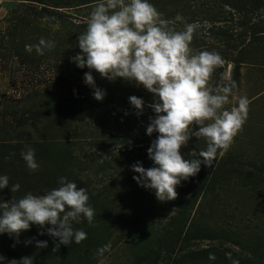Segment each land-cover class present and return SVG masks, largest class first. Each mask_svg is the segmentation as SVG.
<instances>
[{
  "label": "rangeland",
  "instance_id": "obj_1",
  "mask_svg": "<svg viewBox=\"0 0 264 264\" xmlns=\"http://www.w3.org/2000/svg\"><path fill=\"white\" fill-rule=\"evenodd\" d=\"M84 1L55 0L58 5L49 7L47 10L46 4L33 2V0H0V140L4 136L5 125H3L2 117L5 112L19 114L21 111L29 109L47 110L52 114L51 117H58L55 115V104L58 103L59 98L51 93L47 94L46 91L54 92L60 88L56 79L57 72L60 70V73L64 72L63 74H65L67 69L70 70L66 63L72 61L71 58L81 51L78 47V37L85 32L89 14L98 0H91L87 6L80 4ZM206 1L150 0L163 14L162 18L171 21L178 13L184 18L182 21H175L176 30H182L187 22L197 26L191 42L194 52L216 51L222 58H226L225 61L231 63L232 67L234 66L233 60L239 59L240 62H244L240 66L241 77L234 89V96H230L229 103L225 105L230 110L237 106L236 97L246 95L249 99L247 120L226 152L231 157L234 156L240 160L238 170L241 176H235L227 184L217 189V195L199 196L194 201L195 205L189 219L209 225L218 232L237 235L240 242L245 244H258L264 240V0H261V4L254 11L244 7L247 4L243 3V12L222 6L223 0H215L216 3H213L216 8L214 13L218 18L214 24L201 21L198 14ZM47 4L53 5L52 3ZM55 14L60 15L57 17ZM171 14L174 16H170ZM19 15L26 19L25 25L15 32L11 31V25L14 23L13 18H17ZM223 18L226 20L223 21ZM245 21L249 25L253 24V29L258 28L256 32H263L251 36V30L246 31V27L242 26V22ZM211 25L222 27L221 30L226 29L224 31H227L228 35H232L230 43L234 48H227L211 42L217 31L214 29L213 33L207 34ZM41 37L53 40L55 47L46 50L43 55L37 54L35 48L29 52L26 46L37 44ZM248 40L251 45L245 46V43L248 44ZM221 69L224 71L223 67ZM220 73L216 69L210 78V83L215 85L223 80L224 77ZM97 78L96 85L106 91L104 98L107 99V102H122L132 95L140 98L144 96L147 100L154 97V94L148 92L142 85L137 86L122 78L108 81L106 78H102L99 73ZM34 90H37L40 95H35ZM98 102L99 105L93 109L84 105L82 110L84 119L80 120L77 125H60L56 130L59 142L66 145L76 144L72 147L78 145L79 147H89L86 146V142L89 140L86 141L82 138L88 137L89 131H92L96 127V123L103 118L109 120L113 135L122 132L117 128L123 129V127L113 119L114 115L111 112L113 104L104 103L103 100ZM102 134L107 136L109 130L105 129ZM200 142L201 146L205 148L206 143L203 138H200ZM122 147L124 146L121 144L113 145L105 152L116 154L118 148ZM8 152L11 153V150ZM2 153L5 154L0 149V154ZM92 183L95 190L100 188L101 182L96 178L92 179ZM11 196L10 200L15 198V192ZM120 205L116 200L109 206L101 207L102 217L110 211L112 223L109 235L106 233L102 235L103 240L100 247L109 241L112 247L110 252H105L104 256L100 257V260L95 264H149L154 258L158 260L157 264H162L165 254L159 248L160 244L152 241L150 228L140 226L136 230L128 229L127 221H124L126 217L120 214ZM152 212L157 217H169L171 213L162 210ZM35 227L36 225H33L30 228L34 230ZM27 236V230L22 232L17 243L15 237L9 236L7 233L0 234V255H3L6 260H19L21 253L29 244L26 243L30 240ZM261 243L264 244V241ZM13 245L15 246L13 247ZM207 246L217 247L226 254L227 258L235 257L234 254L240 257L246 254L241 247L226 241L204 240L192 241L187 244V247L192 250ZM82 248L84 251L86 250V246H82ZM96 255L97 249L92 251V258ZM167 264L170 263L167 261ZM190 264L202 263L196 261Z\"/></svg>",
  "mask_w": 264,
  "mask_h": 264
},
{
  "label": "clouds",
  "instance_id": "obj_2",
  "mask_svg": "<svg viewBox=\"0 0 264 264\" xmlns=\"http://www.w3.org/2000/svg\"><path fill=\"white\" fill-rule=\"evenodd\" d=\"M162 16L150 0H98L85 32L78 37L81 51L71 60L81 69L87 67L84 83L93 89L92 95L98 101L103 100L106 91L96 85L94 72L108 81L122 78L142 85L154 94V102L148 107L155 115L149 117L146 127L147 135L157 133L147 149L153 166L145 168L137 161L131 169L138 173L133 176L138 185L154 191L158 200L166 201L177 197V186L196 176L201 165L212 167L217 156L227 152L247 120L249 99L241 95L236 97L237 106L230 110L225 107L237 87L231 63L216 51L194 52L191 42L197 26L185 23L182 30H176L175 21L184 19L179 13L171 21ZM54 47L53 40L41 37L26 49L30 52L35 48L37 54L43 55ZM221 67L224 79L213 85L210 78ZM128 99L135 114L142 115L145 101L135 95ZM190 126L198 128L190 132ZM193 136L203 138L206 147L198 157L186 159L180 149ZM21 156L29 170L39 169L34 148L22 151ZM58 184L42 195L29 191L11 202L0 199V234L7 233L18 243L20 234L36 225L41 229L40 235L58 238L56 249L60 244L86 239L87 233L74 229L73 222L86 219L93 224L95 210L88 203L87 190L65 176L58 178ZM8 185V175L0 174V190ZM20 187L19 183L12 184L11 191H19ZM36 244L39 248L48 246L47 241L37 240ZM111 247L109 241L97 249V255L103 257ZM208 258L216 257L210 252ZM0 262L33 264V259L26 256L6 260L0 255ZM232 264L239 261L233 259Z\"/></svg>",
  "mask_w": 264,
  "mask_h": 264
},
{
  "label": "trees",
  "instance_id": "obj_3",
  "mask_svg": "<svg viewBox=\"0 0 264 264\" xmlns=\"http://www.w3.org/2000/svg\"><path fill=\"white\" fill-rule=\"evenodd\" d=\"M34 1L46 4V9L58 5L57 3L60 2H55V0ZM90 2L91 0H85L80 4L87 6ZM213 3H216L215 0H207L201 7L198 13L201 21L213 24L217 21L218 16H215L214 11L216 8ZM243 3L247 4L244 7L254 11L261 4V0H223L221 5L234 11L243 12ZM35 11L37 12V10ZM59 15L55 14L57 17ZM170 16L173 17L174 14ZM13 19L14 23L11 25V31L15 32L25 25L26 19L24 16L19 15ZM223 19V21L226 20V18ZM252 25H249L247 21L242 22V26L246 27V31L251 30V36L264 31L256 32L258 28L253 29ZM214 29H217V31L211 42L227 48H234L233 44L230 43L232 35H228L227 31H224L226 29L221 30L222 27L211 25L207 34L213 33ZM247 42L248 44L245 43V46H250V40ZM223 59L226 60V58ZM243 63L239 59L233 60L232 79L236 83L240 80V66ZM67 65L70 70L67 69L65 74H63L64 72L60 73L59 70L56 74L57 84L60 88L54 92L46 91L47 94L51 93L59 98L58 103L55 104L57 118L51 117L52 114L47 110L29 109L21 111L19 114L17 112L3 113L2 120L5 126L3 128L4 136L0 140V149L5 154H0V174L8 175L9 185L0 190V199L11 202L29 191L35 195H42L52 188L59 187L58 178L65 176L68 180L74 181L77 187H83L87 190L89 194L88 203L95 210V218L91 225L86 219H82L80 223L73 222L74 229H83L87 233L86 239L80 243H75L73 240L68 245L60 244L58 249H56L58 238L54 240L47 234L40 235L41 230L38 226L34 230L30 228L27 230V237L30 238L31 243L27 244L21 253V258L31 257L33 264L97 263L100 256L96 255L92 258V251L98 249L102 244V235L105 233L109 235L112 223L110 211L104 215V219L101 207L109 206L117 200V203L121 204L120 214L126 217L124 221H127L126 227L128 229L136 230L140 226L150 228L152 241L157 242L158 245L160 244L159 248L165 254L162 264H167V261L170 264H190L196 261H201L202 264H232L233 259L238 260L239 264H264V244L261 243L264 240L258 244H245L242 241L240 242L237 235L218 232L209 225L189 219L191 210L195 205L194 201L199 196L217 195V189L227 184L235 176H241L238 170L240 165L238 158L225 153L223 156H217L212 167L201 165V170L196 176L189 178L187 181H182L177 186L178 195L174 200H158L154 191L146 190L133 179L134 175H138L131 169V165L135 162H142L145 168L153 166V161L148 157L147 149L156 138L157 133H153L152 136L147 135L146 127L150 122L149 117L155 115L152 109L148 107L149 104L154 102V99L147 100L144 96L141 97L145 101V108L143 114L137 116L135 114L136 110L129 103V99L112 103L107 102V99L104 98V103L113 104V109L111 108L114 115L113 119L123 127V129L117 128L122 130L123 134L120 132L113 135L109 120L103 118L96 123L97 125L92 131H89L88 137L82 138L86 141L89 140V142H86V146L89 147H79V145L72 147L76 144L66 145L59 142V135L56 134V130L59 129L60 125H77L80 120L84 119L82 112L84 105L89 109L99 105V102L92 95L93 89L84 84L83 78L84 73L88 71L87 67L81 69L73 61H69L66 63ZM217 69L221 73L223 72L221 68ZM93 75L96 82L98 73L94 72ZM33 93L40 95L37 90H34ZM195 128H198V126H194V128L190 126L189 131L191 132ZM105 129L109 130L107 136L102 134ZM117 144L124 147L118 148L116 154L105 152L107 148ZM29 147L35 149L36 159L40 164L39 169L35 172L26 167V163L21 156V152ZM203 149L200 139L193 136L186 146L181 147L180 151L184 158L193 159L198 157ZM8 150H11V153ZM255 170L258 171L257 168ZM98 176L100 177L98 178ZM93 178L101 182L100 188L97 190L92 187ZM16 183H19L21 187L19 191L15 192V198L10 200L13 193L11 185ZM154 210L171 213L169 217H157L152 212ZM130 223L132 224L130 225ZM37 240L47 241L48 246L39 248L36 244ZM204 240L226 241L241 247L246 254L242 257L234 254L235 257L227 258L226 254L215 246L195 250L187 247L189 242ZM82 246H86L85 251ZM54 249L56 250L54 251ZM210 252L215 254V260H209ZM157 261L154 258L150 263L157 264Z\"/></svg>",
  "mask_w": 264,
  "mask_h": 264
}]
</instances>
